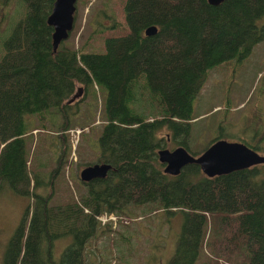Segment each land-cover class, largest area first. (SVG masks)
I'll use <instances>...</instances> for the list:
<instances>
[{
    "label": "trees",
    "instance_id": "16d2710c",
    "mask_svg": "<svg viewBox=\"0 0 264 264\" xmlns=\"http://www.w3.org/2000/svg\"><path fill=\"white\" fill-rule=\"evenodd\" d=\"M19 1L26 10L5 38L1 24L8 0H0L5 49L0 55V182L33 201L9 239L3 263L85 264L84 248L96 233L98 214L152 202L183 217L165 264H195L204 248L209 252L203 264H264V163L214 176L188 163L172 175L163 171L157 154L167 143L158 135L162 129L175 145L188 149L194 98L210 68L245 58L264 39V0L216 5L208 0H124L125 30L106 13L112 22L96 20L89 35L97 44L86 49V43L75 47L65 39L56 51L46 21L53 0ZM150 25L156 31L146 34ZM113 27L121 33L106 36ZM140 77L148 91L147 108H153L148 114L132 107L139 102L135 85ZM78 84L85 90L96 84L105 93L98 161L111 168L105 177L83 181L87 190L79 201L54 204V190L39 189L51 187L61 175L65 144L59 145L48 181L37 171L31 178L26 139L34 126L29 119L52 110L61 129H67L70 115L81 107L74 109L65 100ZM253 141L243 142L264 152V128ZM62 236L70 240L57 257L55 242Z\"/></svg>",
    "mask_w": 264,
    "mask_h": 264
},
{
    "label": "rangeland",
    "instance_id": "374dc122",
    "mask_svg": "<svg viewBox=\"0 0 264 264\" xmlns=\"http://www.w3.org/2000/svg\"><path fill=\"white\" fill-rule=\"evenodd\" d=\"M123 1L77 0L74 26L66 38L68 44L78 47L86 43V49L91 48L90 43L97 44L93 40L94 36L89 37L96 20L109 25L112 18H115L125 30ZM25 10V5L19 0H8L7 14L1 24L5 38ZM106 13H110L108 15L112 18L107 17ZM261 21L263 19L260 23ZM112 33L119 34L121 31L113 27L106 36L113 35ZM3 47L2 42L0 55L5 51ZM145 84V80L140 77L135 85L139 102L132 107L148 114L153 108H147L149 96ZM104 95L101 87L96 84L87 86L86 90L82 87L80 95L70 102L74 109H77L75 105L81 108H78L77 113L70 115H73L71 125L65 130L59 126L61 119L54 115L52 110L43 116L32 115V121L29 119V124L34 126L32 135L26 139V150L31 159V178L33 172L37 171L43 182L48 181V172L55 166L56 155L60 152L59 145L65 144V162L61 175L55 178V184L52 182L51 187L39 189V192L46 193L52 188L55 192L52 197L54 204L66 200L79 201L81 194L87 190L79 172L85 165L99 162L98 136L104 119ZM192 114L195 118L187 139L190 153L201 152L216 138L254 143L255 132L264 128V39L257 42L245 58H234L209 69L205 83L194 98ZM85 126L88 128L80 132L78 141L74 138L73 142L69 129ZM158 135H164L167 142H163L162 147L172 149L177 146L165 129ZM32 163L37 165L33 166ZM32 201V198L15 193L7 183L0 182V264H4L9 239L22 221L26 208L29 205L30 210L32 209ZM113 213L117 216L116 221H99L95 235L86 243L85 264L166 263L175 248L183 220L181 213H167L152 202L141 205L128 203L120 211ZM210 234L211 229L208 230L207 236ZM69 240V236L56 240L57 257ZM208 252L209 249L204 248L195 264H203Z\"/></svg>",
    "mask_w": 264,
    "mask_h": 264
},
{
    "label": "water",
    "instance_id": "95a60500",
    "mask_svg": "<svg viewBox=\"0 0 264 264\" xmlns=\"http://www.w3.org/2000/svg\"><path fill=\"white\" fill-rule=\"evenodd\" d=\"M77 0H53L52 8L46 17V21L52 26V47L56 51L59 43L65 40L74 26V13ZM222 0H208L211 4H219ZM156 31L155 25L145 29L146 34ZM82 91L78 86L67 102H72ZM158 160L163 163V171L172 175L178 174L183 166L188 163L199 164L201 171L207 176L228 173L233 170L246 168L252 165L264 163V153H260L248 146L243 141L226 140L218 138L213 140L198 155H194L188 149L179 144L172 149L160 147L157 150ZM111 164L108 162H94L85 165L79 172L82 181L93 178L105 177Z\"/></svg>",
    "mask_w": 264,
    "mask_h": 264
},
{
    "label": "built area",
    "instance_id": "2783aa9c",
    "mask_svg": "<svg viewBox=\"0 0 264 264\" xmlns=\"http://www.w3.org/2000/svg\"><path fill=\"white\" fill-rule=\"evenodd\" d=\"M87 128H88L87 126H85L83 128H79V127L70 128L69 132L71 134L72 141L74 142V138L76 141H78L77 138H79L80 132L83 131L84 129H87ZM85 211H87L86 208H85ZM96 217H97L98 221L104 223L107 220H112L113 222H115L117 216L113 212H103V213L98 214Z\"/></svg>",
    "mask_w": 264,
    "mask_h": 264
}]
</instances>
